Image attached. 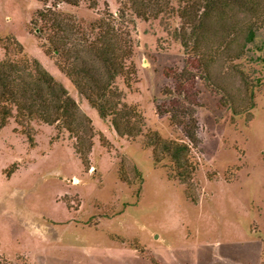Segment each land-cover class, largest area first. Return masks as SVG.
<instances>
[{"label": "rangeland", "instance_id": "374dc122", "mask_svg": "<svg viewBox=\"0 0 264 264\" xmlns=\"http://www.w3.org/2000/svg\"><path fill=\"white\" fill-rule=\"evenodd\" d=\"M117 1L57 7L84 28L100 17L113 23L105 9L115 12ZM43 6L0 0V60L5 38L18 41L22 52L9 46V58L36 59L68 89L95 135L84 164L73 138L54 125L34 121L31 144L12 118L0 130V264H151L150 256L158 264H264V82L248 122L219 107L197 82L196 170L187 183L169 179L142 138L118 136L77 96L56 56L44 52L37 37L42 23H31ZM114 26L135 70L129 87L116 81L124 100L141 111L146 130L185 140L169 114L157 110L166 103L163 87L171 85L163 69L183 66L182 49L157 21ZM251 67L264 80V64ZM126 164L140 171L131 186L119 176Z\"/></svg>", "mask_w": 264, "mask_h": 264}, {"label": "trees", "instance_id": "16d2710c", "mask_svg": "<svg viewBox=\"0 0 264 264\" xmlns=\"http://www.w3.org/2000/svg\"><path fill=\"white\" fill-rule=\"evenodd\" d=\"M35 1L44 5L31 20L33 25L42 23L37 27V37L42 38L44 52L56 56V66L68 77L77 96L118 136L141 137V145L151 151L153 163L167 167L169 179L187 183L196 170L191 150L199 143L194 116L199 106L198 81L232 116L242 115L245 122L253 118L255 89L264 82L251 67L264 64V0H116L115 12L105 9L113 23L100 17L84 28L63 14L58 4L84 3L94 9L100 0ZM136 20L157 21L166 39L182 49L183 66L163 69L171 85L163 87L166 103L157 110L169 114L168 119L181 127L185 140L146 130L141 111L124 100V91L116 83L121 79L129 87L135 70L127 62L126 45L114 24L134 25ZM9 46L22 52L18 41L5 38L6 55L0 60V130L12 118L31 144L34 121L54 125L73 138V148L86 164L95 135L90 118L36 59L23 55L9 58ZM119 176L131 186L139 180L140 171L126 164L119 169ZM131 248L137 250L133 245ZM149 260L158 264L151 256Z\"/></svg>", "mask_w": 264, "mask_h": 264}]
</instances>
